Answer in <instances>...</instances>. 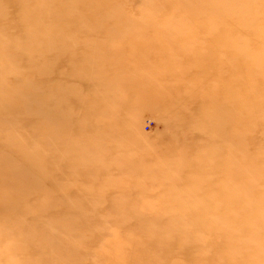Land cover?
I'll use <instances>...</instances> for the list:
<instances>
[{
  "label": "rangeland",
  "instance_id": "1",
  "mask_svg": "<svg viewBox=\"0 0 264 264\" xmlns=\"http://www.w3.org/2000/svg\"><path fill=\"white\" fill-rule=\"evenodd\" d=\"M0 264H264V0H0Z\"/></svg>",
  "mask_w": 264,
  "mask_h": 264
}]
</instances>
